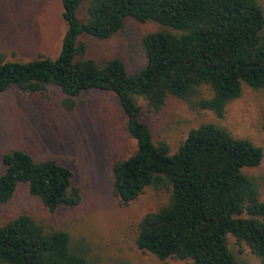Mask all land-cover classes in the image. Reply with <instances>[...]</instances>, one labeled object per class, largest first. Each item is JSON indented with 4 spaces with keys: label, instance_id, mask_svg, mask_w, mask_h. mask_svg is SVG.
Masks as SVG:
<instances>
[{
    "label": "trees",
    "instance_id": "obj_1",
    "mask_svg": "<svg viewBox=\"0 0 264 264\" xmlns=\"http://www.w3.org/2000/svg\"><path fill=\"white\" fill-rule=\"evenodd\" d=\"M86 1L61 0L67 31L57 57L5 61L1 56L0 93L17 88L47 95L55 87L68 111L86 92L114 93L127 133L137 142L131 156L112 165L115 197L123 206L148 189L168 197L138 223L137 246L163 262L241 264L229 247L232 236L264 264V176L246 172L261 165L264 149L204 123L171 154L166 141L155 143L138 103L143 99L159 113L176 98L223 119L246 88L264 92V0H88L81 21ZM128 19L162 27L143 37V70L129 74L120 58L99 64L87 57L83 36L108 40ZM4 163L0 204L9 203L22 184L52 214L81 204L82 190L69 167L53 159L37 161L22 150L6 153ZM101 259L86 236L28 214L0 227V264H100Z\"/></svg>",
    "mask_w": 264,
    "mask_h": 264
},
{
    "label": "rangeland",
    "instance_id": "obj_2",
    "mask_svg": "<svg viewBox=\"0 0 264 264\" xmlns=\"http://www.w3.org/2000/svg\"><path fill=\"white\" fill-rule=\"evenodd\" d=\"M87 4L88 0L79 9L81 21L85 20ZM62 15L61 0H0V58L30 61L40 55L57 57L67 31ZM159 30L162 27L155 23L128 19L124 29L108 40L82 39L88 58L99 64L120 58L127 72L135 74L147 63L143 37ZM47 95L24 94L17 88L0 93V175L6 170L4 155L13 150L25 151L37 161L53 159L72 169L74 183L82 190V202L52 214L22 184L9 203L0 204V227L28 214L55 228L86 236L102 258L100 264H190L175 259L159 261L136 244L138 223L166 203L165 193L148 189L129 206L121 205L113 193V163L137 149V142L127 133L117 96L89 91L76 99L75 110L68 111L57 88L51 87ZM138 103L141 119L150 127L155 143L166 141L171 154L192 129L204 123L223 126L235 137L249 139L264 149V92L246 88L242 97L229 105L223 119L209 111L192 110L176 98H170L159 113L150 111L143 99ZM246 172L264 176V159L259 167ZM262 194L264 199V187ZM228 238L239 263L262 264L247 245Z\"/></svg>",
    "mask_w": 264,
    "mask_h": 264
}]
</instances>
